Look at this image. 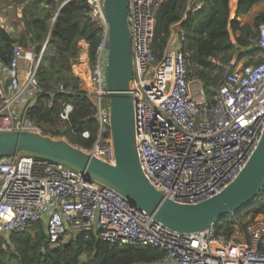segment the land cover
Masks as SVG:
<instances>
[{"label":"built area","instance_id":"1","mask_svg":"<svg viewBox=\"0 0 264 264\" xmlns=\"http://www.w3.org/2000/svg\"><path fill=\"white\" fill-rule=\"evenodd\" d=\"M49 1L59 5L57 17L74 0ZM85 2L89 17L101 28L87 72L89 87L82 89L97 124L96 140L85 152L114 165L104 0ZM163 2L127 0L135 145L148 183L166 200L194 205L218 195L236 179L264 133V25L248 40V47L260 51L255 64L231 60L224 65L210 59L225 72L206 97L202 84L188 78L183 33L170 41L160 60L153 53L156 15ZM46 45L36 58L33 50L15 44L10 61L0 59V133L42 135L26 112L43 94L36 74ZM22 63L27 65L20 77ZM58 91L64 92L63 87ZM71 112V105L64 104L59 119L67 122ZM35 223L43 225L53 248L66 237L93 234L112 247L156 249L164 255L155 264H264L262 216L237 236L218 234L214 226L195 234L176 233L130 207L114 190L68 168L34 157L0 158V239Z\"/></svg>","mask_w":264,"mask_h":264},{"label":"trees","instance_id":"2","mask_svg":"<svg viewBox=\"0 0 264 264\" xmlns=\"http://www.w3.org/2000/svg\"><path fill=\"white\" fill-rule=\"evenodd\" d=\"M187 1L164 0L157 12L152 48L158 60L163 57L171 39L183 33L185 42L181 50L186 58L188 78L198 80L205 89L217 86L225 72L223 68L213 66L211 58L228 65L236 54V63L246 60L244 65L247 66L257 62L254 57L259 55V49L248 47L254 31L247 24L241 25L238 19L264 0H237L231 19L229 3L232 5L234 0L229 3L228 0H201V10L195 14L187 13L183 19ZM58 8L57 3L49 0H30L19 19L22 29L18 39L0 27V59L8 63L15 44L33 50L37 58L48 37L36 74L43 94L27 110L26 116L43 136L53 139L65 136L70 145L88 151L97 133L93 105L79 86L80 80L72 74H63L71 70L70 59L76 58L79 41L87 45L89 65L93 64L101 28L89 17L85 0L70 2L54 20ZM255 21L256 28L264 25V13ZM197 38L200 39L195 43ZM57 66L61 68L54 73ZM57 74H60L58 81L64 92L51 86V80ZM64 104L72 107L67 122L58 116ZM60 128L65 129L63 133ZM83 132H89L88 139L81 137ZM258 216L264 217V188L251 204L233 216L223 217L213 228L218 234L232 236L235 229L243 233L248 223ZM163 255L146 247H112L93 234L88 238L84 235L72 237L68 243L53 248L47 243L41 223L31 224L22 233H11L0 239V264H155Z\"/></svg>","mask_w":264,"mask_h":264},{"label":"water","instance_id":"3","mask_svg":"<svg viewBox=\"0 0 264 264\" xmlns=\"http://www.w3.org/2000/svg\"><path fill=\"white\" fill-rule=\"evenodd\" d=\"M103 9L109 30L106 81L110 93L114 165L102 162L64 140L32 132L0 133V158L34 157L68 168L114 190L130 207L145 212L176 233L204 232L223 217L237 214L263 189L264 133L242 171L218 195L194 205H179L164 199L144 177L136 151L127 0H104Z\"/></svg>","mask_w":264,"mask_h":264},{"label":"crops","instance_id":"4","mask_svg":"<svg viewBox=\"0 0 264 264\" xmlns=\"http://www.w3.org/2000/svg\"><path fill=\"white\" fill-rule=\"evenodd\" d=\"M29 1L30 0H0V27L5 29L7 32L11 33L16 39L19 38V32L22 29L21 24L19 23V19H21L22 17V10ZM236 1L237 0H234L232 5H230L229 3L230 6L229 9L232 16H234ZM200 6H203L202 1ZM199 10H201V7L199 8ZM263 13H264V2L254 5L249 11V13L241 18L245 19L246 22L248 19L255 21L257 17ZM243 24H247V23H243ZM176 37L177 36H174L171 40L175 41ZM77 48L79 49L78 52L79 56L78 59L76 60V64L73 65L74 68L73 72L75 77H77L81 81L82 78L85 76V71L89 65L88 47L84 41H79L77 43ZM26 65H27L26 63L21 64L19 69L20 77L24 75V69Z\"/></svg>","mask_w":264,"mask_h":264},{"label":"rangeland","instance_id":"5","mask_svg":"<svg viewBox=\"0 0 264 264\" xmlns=\"http://www.w3.org/2000/svg\"><path fill=\"white\" fill-rule=\"evenodd\" d=\"M230 2V0H228V3ZM200 4H201V1L200 0H188L186 3H185V10H184V13H183V16L184 15H186L187 13H190V14H195V13H197L199 10H197V11H193V9L195 8V7H199L200 6ZM201 8L203 7V6H200ZM229 8H230V6H229ZM193 11V12H192ZM230 19L233 17L232 16V14L230 13ZM239 22L241 23V24H243V23H247V25H249L250 27H251V29H253V31H255L256 30V26H255V22L256 21H252L251 19H248L247 20V22H246V20L245 19H242V18H240L239 19ZM176 36V35H175ZM203 36H205V34H203ZM202 36V37H203ZM178 37V36H177ZM176 37V38H177ZM199 39L200 38H197V39H195V43L197 42V41H199ZM78 56H79V54H77V56H76V58H71L70 59V64H71V70H70V72L69 73H66V72H64V74H63V76H68L69 74H72V76L73 77H75V75H74V72H73V65L74 64H76V60L78 59ZM236 57H237V55L236 54H233V56H232V60H236ZM246 61V60H245ZM60 66H57V67H55V69L53 70V72L54 73H56L58 70H60ZM88 68H89V65H88V67H87V69H86V71H85V76L82 78V80L81 81H79V86L82 88V89H84V88H88L89 87V85H88V80H87V72H88ZM60 73V72H59ZM60 75V74H59ZM59 75L57 74V75H55L54 77H53V79L51 80V86L53 87V89L54 90H59V88H60V86H62V83L61 82H59L58 81V77H59ZM202 88H203V90H204V93H205V95H206V97H208L209 96V92H208V89H205L204 87H203V85H202ZM64 128H60V131L63 133L64 132ZM54 140H64V141H66V138H65V136H60L59 138H54ZM67 142V141H66ZM239 234H241L240 233V230L239 229H235V232H234V236H237V235H239ZM70 237H66V238H64L63 240H62V243H64V244H66V243H68L69 241H70Z\"/></svg>","mask_w":264,"mask_h":264}]
</instances>
